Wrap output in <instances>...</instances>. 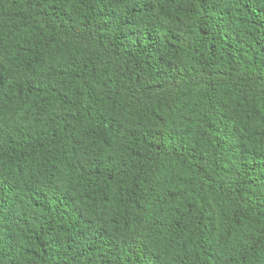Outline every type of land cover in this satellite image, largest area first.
<instances>
[{"label":"trees","instance_id":"1","mask_svg":"<svg viewBox=\"0 0 264 264\" xmlns=\"http://www.w3.org/2000/svg\"><path fill=\"white\" fill-rule=\"evenodd\" d=\"M0 264H264V0H0Z\"/></svg>","mask_w":264,"mask_h":264}]
</instances>
